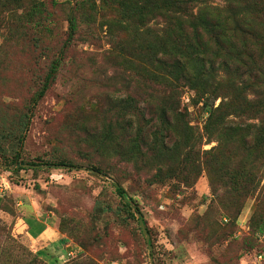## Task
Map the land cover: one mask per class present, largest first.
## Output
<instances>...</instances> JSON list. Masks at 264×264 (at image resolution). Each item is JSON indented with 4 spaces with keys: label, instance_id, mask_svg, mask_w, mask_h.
I'll list each match as a JSON object with an SVG mask.
<instances>
[{
    "label": "rangeland",
    "instance_id": "1",
    "mask_svg": "<svg viewBox=\"0 0 264 264\" xmlns=\"http://www.w3.org/2000/svg\"><path fill=\"white\" fill-rule=\"evenodd\" d=\"M122 7L119 0H0V133L12 134L0 137V264H264V197L244 199L224 187L226 168L250 161L251 149L208 139L195 90L178 88L165 151L159 145L129 162L114 153L130 120L162 119L155 111L167 94L132 73V61L146 66L152 36ZM69 10L75 33L31 107L67 37ZM28 115L25 128L18 119ZM96 129L107 134L100 135L108 151L95 149ZM21 134L18 168L11 159ZM60 160L72 165H44ZM117 187L138 212L126 208ZM30 217L60 238L44 247L47 255H36Z\"/></svg>",
    "mask_w": 264,
    "mask_h": 264
},
{
    "label": "trees",
    "instance_id": "2",
    "mask_svg": "<svg viewBox=\"0 0 264 264\" xmlns=\"http://www.w3.org/2000/svg\"><path fill=\"white\" fill-rule=\"evenodd\" d=\"M55 1L53 0L54 3ZM119 4L125 9L127 20L147 28L152 36L145 46L146 66L141 68L132 61V73L141 75L148 85L162 86L167 94L155 111L162 114V119L158 123L156 120L143 121V118L141 123L130 120L122 130L121 142L116 144L114 153L123 162H129L131 155L138 161L146 154L153 153L159 145L165 151L167 145L164 138L168 135L167 130L175 127L168 119V111L179 109L181 92L178 88L186 86L199 94L206 109L204 130L208 139L221 140L231 146L238 145L245 151L251 149L250 161L239 162L233 169L226 168L228 179L224 187L240 191L244 199L256 195L262 202L264 184L260 185V182L264 176V0H224L220 4L213 0H119ZM67 19V37L58 57L51 63L40 88L34 94L31 107L45 95L52 84L64 49L75 33V17L71 10ZM156 20L160 25L155 32L152 26ZM172 97L176 100L174 107L171 106ZM218 97L220 102L215 106L213 101ZM5 121L0 118L2 125ZM28 121L29 115L18 119V123L25 128ZM100 134L107 135L96 129L92 141L95 149L108 151L109 144ZM2 135L10 137L12 134L0 133V137ZM16 139L17 150L11 162L21 168L23 162L19 157L23 134ZM44 165L60 167L72 164L60 160L56 163L44 161ZM89 169L99 171L96 166H90ZM212 169L219 171V167L214 165ZM170 177L172 176L167 178ZM154 179L161 181L157 175ZM116 191L124 200L126 208L139 211L138 207L126 201L121 187H117ZM231 205L234 209L239 207L237 202H231ZM25 223L28 225V233L33 237L45 228L44 224L35 219L27 218ZM259 231H263V228H259ZM44 254L43 250L36 253Z\"/></svg>",
    "mask_w": 264,
    "mask_h": 264
},
{
    "label": "crops",
    "instance_id": "3",
    "mask_svg": "<svg viewBox=\"0 0 264 264\" xmlns=\"http://www.w3.org/2000/svg\"><path fill=\"white\" fill-rule=\"evenodd\" d=\"M29 219L38 220L39 222H41L42 224L45 225L44 230L39 235H37L36 237H33L28 233V231H27L28 225L27 224H26V226H27L26 232L31 237V239L37 243L36 247H37L38 251L39 250L41 251L43 249V251L47 255L46 251L44 250V247L52 244L53 242L58 241L60 238H59V236H57L56 232H54L53 226H49L48 224H46V222L44 220H41L40 218H31V217Z\"/></svg>",
    "mask_w": 264,
    "mask_h": 264
},
{
    "label": "water",
    "instance_id": "4",
    "mask_svg": "<svg viewBox=\"0 0 264 264\" xmlns=\"http://www.w3.org/2000/svg\"><path fill=\"white\" fill-rule=\"evenodd\" d=\"M140 226H141L142 233L145 236L146 242H149V235L147 233V229H146V227H145V225L141 219H140Z\"/></svg>",
    "mask_w": 264,
    "mask_h": 264
}]
</instances>
